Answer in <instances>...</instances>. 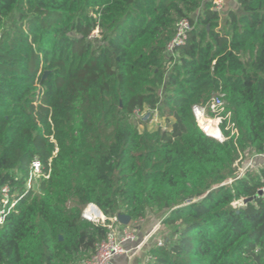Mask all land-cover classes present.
I'll list each match as a JSON object with an SVG mask.
<instances>
[{"label":"trees","instance_id":"obj_1","mask_svg":"<svg viewBox=\"0 0 264 264\" xmlns=\"http://www.w3.org/2000/svg\"><path fill=\"white\" fill-rule=\"evenodd\" d=\"M218 1L0 0V189L22 196L0 264L89 258L108 233L82 218L90 204L130 221L166 212L147 264H264V166L233 167L264 154V0H236L222 26ZM218 94L236 129L223 142L193 114L215 117ZM34 159L49 178L26 191Z\"/></svg>","mask_w":264,"mask_h":264},{"label":"built area","instance_id":"obj_2","mask_svg":"<svg viewBox=\"0 0 264 264\" xmlns=\"http://www.w3.org/2000/svg\"><path fill=\"white\" fill-rule=\"evenodd\" d=\"M221 8V0L217 2V10ZM190 22L187 19H181L176 24L175 36L167 46V53L172 54L174 49L184 43L187 38L188 31L190 30ZM208 109L211 113L215 114L217 119L220 142L226 140L223 132L229 131L230 135L236 134L234 125L229 122L230 114L227 113L225 117L220 114L224 110V94H218L212 98L209 103ZM207 108L195 106L193 108V114L197 120L198 115L205 116ZM227 120V125L224 129H220V125L224 120ZM198 121V120H197ZM241 160V158H240ZM264 166V154H253L252 159L247 164V169L258 172ZM49 178V172H45L41 162L34 159L29 166L23 188L26 191L33 190L37 184ZM264 193V188L260 190ZM21 193L18 189L11 188L9 185H5L0 189V226L4 223L6 217L15 211L16 205L21 198ZM81 216L84 220L96 225H101L107 228L108 233L106 238L95 245L94 253L87 259L81 260L77 264H111L113 259L118 256H124L129 253V250L125 248V242L135 241L134 236L126 231L125 228H118L116 224L120 225L118 216L106 217L96 206L90 204L82 210ZM142 220H139L141 222ZM149 237L143 238L135 248L140 249L147 243ZM162 241H158L160 245ZM148 258L145 262L147 264Z\"/></svg>","mask_w":264,"mask_h":264},{"label":"rangeland","instance_id":"obj_3","mask_svg":"<svg viewBox=\"0 0 264 264\" xmlns=\"http://www.w3.org/2000/svg\"><path fill=\"white\" fill-rule=\"evenodd\" d=\"M229 10L238 11V5L236 3V0H224L223 1L222 7L219 10L220 16L222 18L220 21L221 26L223 25V19L226 15L227 11H229ZM142 116H143V114H141V115L136 114L135 116L132 117V122L139 129V131H142V126L139 124V120L142 118ZM147 116L148 115H145L142 119H146ZM203 118L205 120H208V121H214L215 125L217 127V130L219 131V127H218L216 117L210 118L207 114V111H206L205 116H203ZM197 123H198V126L200 127L201 123L199 121H197ZM152 124H155V121H153V123H150V125H152ZM218 137H220V131H219V136L215 137L214 139L217 141H220ZM211 138H213V137H211ZM220 139H221V137H220ZM252 157H253V154L248 153V152H244V153L239 154L238 159L235 161V163L233 165V167L236 169V175H235L236 178L242 177L246 172L250 171V169H247V164L252 159ZM240 158H241V160H240ZM165 216H166V212L153 210L150 212V214H148L142 220V223L139 222V220H135V221H130V223L126 226L121 225V224L120 225L116 224V227H117V229L118 228H120V229L125 228L128 233H130L132 236H134L135 241H131L132 244H135L137 242H141L143 240V238H145V237H150L151 234H153L152 232H155V231L159 232V234H160L159 241H162V240L166 239V237L170 233V229L162 228V225H161V221L163 220V218ZM138 226H140L141 229L137 230L136 227H138ZM146 247H148V245ZM118 257H120V256H118ZM146 260H147V257L145 260L143 258L144 264H145ZM113 261H115V258L113 259Z\"/></svg>","mask_w":264,"mask_h":264},{"label":"crops","instance_id":"obj_4","mask_svg":"<svg viewBox=\"0 0 264 264\" xmlns=\"http://www.w3.org/2000/svg\"><path fill=\"white\" fill-rule=\"evenodd\" d=\"M224 0H221V7ZM142 223V221H141ZM136 229H141L140 226L136 227ZM151 236L149 237L146 244L142 246L140 249H136L135 246L140 243L137 242L135 244H132L131 241L125 242V248L129 250V253L124 256H120L115 258V261H113L111 264H144V260L147 256V251L154 245H156L160 239L159 232L155 231L152 232ZM162 240V239H161ZM148 245V247H146ZM142 255V256H141ZM142 257V258H141Z\"/></svg>","mask_w":264,"mask_h":264},{"label":"bare ground","instance_id":"obj_5","mask_svg":"<svg viewBox=\"0 0 264 264\" xmlns=\"http://www.w3.org/2000/svg\"><path fill=\"white\" fill-rule=\"evenodd\" d=\"M197 120L201 123L200 127L203 132L213 138L219 136V131L215 125L214 121L205 120L200 114L198 115Z\"/></svg>","mask_w":264,"mask_h":264},{"label":"water","instance_id":"obj_6","mask_svg":"<svg viewBox=\"0 0 264 264\" xmlns=\"http://www.w3.org/2000/svg\"><path fill=\"white\" fill-rule=\"evenodd\" d=\"M49 72H44L43 76H42V81L46 79L47 75H48ZM248 201H251V199H247L244 201V203H247ZM118 221L121 225H128L129 222H130V218L128 216H125V215H119L118 216Z\"/></svg>","mask_w":264,"mask_h":264}]
</instances>
